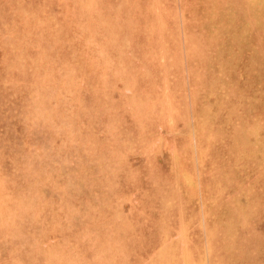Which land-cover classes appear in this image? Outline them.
<instances>
[{"label":"rangeland","instance_id":"1","mask_svg":"<svg viewBox=\"0 0 264 264\" xmlns=\"http://www.w3.org/2000/svg\"><path fill=\"white\" fill-rule=\"evenodd\" d=\"M0 264H264V0H0Z\"/></svg>","mask_w":264,"mask_h":264},{"label":"bare ground","instance_id":"2","mask_svg":"<svg viewBox=\"0 0 264 264\" xmlns=\"http://www.w3.org/2000/svg\"><path fill=\"white\" fill-rule=\"evenodd\" d=\"M156 233V232H155ZM150 236H155L156 234H149ZM129 255V254H128ZM156 258L157 257H154L153 259H152V262L151 263H154L155 261H156Z\"/></svg>","mask_w":264,"mask_h":264}]
</instances>
